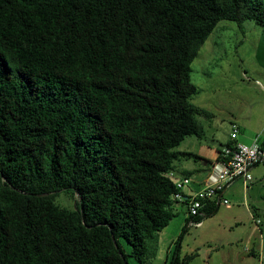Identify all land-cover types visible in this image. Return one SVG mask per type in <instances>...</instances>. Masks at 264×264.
<instances>
[{"label":"trees","instance_id":"1","mask_svg":"<svg viewBox=\"0 0 264 264\" xmlns=\"http://www.w3.org/2000/svg\"><path fill=\"white\" fill-rule=\"evenodd\" d=\"M224 19L264 27V0H0V264H129L123 241L154 254L177 215L171 172L242 153L180 149L214 117L191 100L192 63ZM182 234L166 264L198 255Z\"/></svg>","mask_w":264,"mask_h":264},{"label":"rangeland","instance_id":"2","mask_svg":"<svg viewBox=\"0 0 264 264\" xmlns=\"http://www.w3.org/2000/svg\"><path fill=\"white\" fill-rule=\"evenodd\" d=\"M191 77L198 87L191 100L212 111L214 117L200 118L206 127V137H188L183 150L189 147L211 158L217 146L222 147L232 139L230 122L237 121L241 132L236 140L242 156L248 154L254 159L261 156L264 153V27L254 20L241 25L221 20L194 59ZM257 160L259 163L250 169L253 179L248 186L238 178L224 191L223 198L229 204L222 201L215 214L204 217L199 225L189 223L186 232L183 229L187 207L176 204L177 215L158 233L157 248L152 249L154 254L145 263L132 256L131 246L123 241L128 263L165 264L183 233L181 255L198 252L190 264H264V161ZM181 163L177 162L178 168L183 170ZM201 173L196 172L197 176ZM76 199L60 192L56 201L74 207ZM255 220L260 223L257 225Z\"/></svg>","mask_w":264,"mask_h":264},{"label":"built area","instance_id":"3","mask_svg":"<svg viewBox=\"0 0 264 264\" xmlns=\"http://www.w3.org/2000/svg\"><path fill=\"white\" fill-rule=\"evenodd\" d=\"M230 124L232 129L231 138L237 139L241 132V126L237 121H231ZM224 150L226 153L230 152V148L225 147ZM257 159L264 161V153L258 156ZM257 159L248 154L242 156L241 153L228 163L219 162L209 171L204 183L199 186H194L193 177L180 175L173 171L171 175L176 176L177 192L172 198L177 202L176 204L186 205L187 218L204 215V210L208 204L217 198L220 204L222 201L229 204L228 199L223 198L224 191L240 177L243 179L245 186H248L253 179L250 169L258 162ZM189 223L199 225L201 222L195 223L192 219ZM255 223L258 225L260 220H255Z\"/></svg>","mask_w":264,"mask_h":264},{"label":"crops","instance_id":"4","mask_svg":"<svg viewBox=\"0 0 264 264\" xmlns=\"http://www.w3.org/2000/svg\"><path fill=\"white\" fill-rule=\"evenodd\" d=\"M199 139V138H198ZM220 147H216V150H215V152L213 153V155H212V157L210 158V159H215L216 157H217V155H218V149H219ZM180 149L181 150H183L184 149V147L183 146H181L180 147ZM187 151H192V150H190V148L188 147L187 148ZM181 167L182 168H184V169H187V170H193V169H197V168H200V166L198 165V164H195V163H193V162H191V161H185V162H182L181 163ZM199 175V174H198ZM207 175H208V173H204V172H202L201 174H200V176H197V174H195L194 176H193V181H194V186H199V185H202L203 183H204V181H205V179H206V177H207ZM187 191H189V190H187ZM171 251V250H170ZM253 252H251V254H252ZM255 253V252H254ZM168 258V257H167ZM166 264V263H165Z\"/></svg>","mask_w":264,"mask_h":264}]
</instances>
